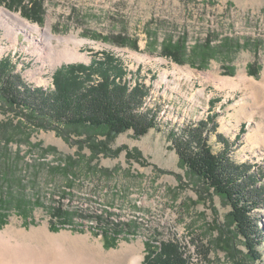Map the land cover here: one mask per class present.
<instances>
[{
  "label": "rangeland",
  "instance_id": "374dc122",
  "mask_svg": "<svg viewBox=\"0 0 264 264\" xmlns=\"http://www.w3.org/2000/svg\"><path fill=\"white\" fill-rule=\"evenodd\" d=\"M16 14L39 29L50 21L55 36L85 39L77 48L88 60L65 59L72 41L54 38L47 48L42 30ZM0 50L25 85L43 89L54 88L59 67L108 53L128 85L135 74L144 88L154 84L156 114L143 135H109L34 119L0 95V232L82 249L98 264H144L149 246H169L182 264H264V0H0ZM208 116L217 126L212 150L222 149V133L230 158L259 174V190L249 187L259 205L246 225L180 161L169 137Z\"/></svg>",
  "mask_w": 264,
  "mask_h": 264
},
{
  "label": "trees",
  "instance_id": "16d2710c",
  "mask_svg": "<svg viewBox=\"0 0 264 264\" xmlns=\"http://www.w3.org/2000/svg\"><path fill=\"white\" fill-rule=\"evenodd\" d=\"M22 15L30 19L26 13ZM125 74L120 63L107 53L103 59L93 60L89 65L74 63L59 67L53 76V89L31 88L24 84L20 72L15 70L10 55H6L0 58V95L10 105L35 113L31 115L34 119L48 118L56 123L89 125L104 129L109 135L129 129L135 135H143L155 127L156 114L152 109H142L147 89L138 81L134 87L128 85ZM211 121L209 116L206 120L193 121L195 123L190 121L179 131L171 130L169 137L180 161L201 177L206 186L227 200L235 223L243 219L246 225L247 213L259 205L254 200L255 194L249 190V187L256 192L259 190L254 185L259 178L256 176L258 173L250 174L248 163H237L230 158L228 140L222 133L215 132L222 149L218 152L212 150L209 136L217 126ZM5 183L6 177L0 170L1 205L4 204L1 197L6 191H3ZM257 196L263 195L260 193ZM58 208L55 210L60 215ZM237 225L239 228L240 225ZM253 231L260 236L256 221ZM170 249L163 246L157 251L149 246L144 264H182V259L174 254V249L171 250L174 253ZM249 250L252 251L251 248Z\"/></svg>",
  "mask_w": 264,
  "mask_h": 264
},
{
  "label": "bare ground",
  "instance_id": "6f19581e",
  "mask_svg": "<svg viewBox=\"0 0 264 264\" xmlns=\"http://www.w3.org/2000/svg\"><path fill=\"white\" fill-rule=\"evenodd\" d=\"M4 11V9L1 8ZM6 12V11H4ZM15 18L20 21L24 26L29 27L35 31L42 30V37L39 38L41 42L44 43L45 46L49 49H53L55 45H53L52 40L56 38L58 41L64 40L72 41L76 44L75 47L71 48V50H66L65 59L69 61L76 60H88L85 54L80 53L78 50L79 43L84 42L85 39H81L77 37L75 34H70L65 38H61L59 36H55L51 32L50 21L47 22V25L39 29V27L35 25L29 24L27 21L22 19L18 14L15 15ZM1 53V50H0ZM38 82L46 83V80H38ZM149 106L145 105L144 109H148ZM150 110V109H149ZM7 233V232H6ZM4 234L0 232V264H98L91 255L81 250H73L71 248H64L63 246L53 243H47L44 245L35 244L31 241L26 242L19 241V239H13L11 235ZM10 233V232H9ZM29 234V233H28ZM35 237V236H34ZM33 237V238H34ZM21 239V238H20ZM32 239V238H31ZM23 240V239H21ZM54 242V241H53ZM40 243V241H39ZM126 247H122L120 253L126 251ZM139 258L135 257L133 259L132 264H139Z\"/></svg>",
  "mask_w": 264,
  "mask_h": 264
},
{
  "label": "built area",
  "instance_id": "2783aa9c",
  "mask_svg": "<svg viewBox=\"0 0 264 264\" xmlns=\"http://www.w3.org/2000/svg\"><path fill=\"white\" fill-rule=\"evenodd\" d=\"M137 80L141 81V79H137L136 78V74H135V79L134 81L137 82ZM131 82V79L129 80V83ZM146 84V82H145ZM132 85H135V83ZM146 86L148 87L147 89V94L144 96V101H143V107L142 109H144L145 105H148L150 109L154 110V84H152L150 81L147 82ZM151 87V90L149 91V88ZM149 91V92H148ZM152 94V95H151ZM151 101V104H149L148 102Z\"/></svg>",
  "mask_w": 264,
  "mask_h": 264
}]
</instances>
